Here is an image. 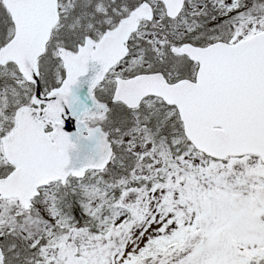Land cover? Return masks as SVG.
I'll return each mask as SVG.
<instances>
[{
  "label": "snow or ice",
  "instance_id": "6c2138e0",
  "mask_svg": "<svg viewBox=\"0 0 264 264\" xmlns=\"http://www.w3.org/2000/svg\"><path fill=\"white\" fill-rule=\"evenodd\" d=\"M0 264H264V0H0Z\"/></svg>",
  "mask_w": 264,
  "mask_h": 264
}]
</instances>
